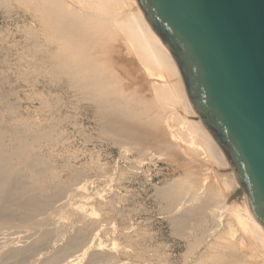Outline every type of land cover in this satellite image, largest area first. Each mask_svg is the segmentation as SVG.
Listing matches in <instances>:
<instances>
[{
  "label": "bare ground",
  "instance_id": "bare-ground-1",
  "mask_svg": "<svg viewBox=\"0 0 264 264\" xmlns=\"http://www.w3.org/2000/svg\"><path fill=\"white\" fill-rule=\"evenodd\" d=\"M0 8L23 10L36 23L25 25V71L0 54V264H172L150 231L124 222L116 203L94 188L104 166L98 175L95 165L81 170L53 162L85 112L97 140L118 147L128 161L123 174L161 157L183 168L179 178L154 187L159 208L185 242L180 264H264V228L137 0H0ZM120 49L142 75L115 57ZM10 72L30 86L27 98L40 102L42 118L24 117L13 101L17 92L5 89ZM42 80L47 91L37 86Z\"/></svg>",
  "mask_w": 264,
  "mask_h": 264
},
{
  "label": "water",
  "instance_id": "water-1",
  "mask_svg": "<svg viewBox=\"0 0 264 264\" xmlns=\"http://www.w3.org/2000/svg\"><path fill=\"white\" fill-rule=\"evenodd\" d=\"M264 228V0H137Z\"/></svg>",
  "mask_w": 264,
  "mask_h": 264
},
{
  "label": "rangeland",
  "instance_id": "rangeland-1",
  "mask_svg": "<svg viewBox=\"0 0 264 264\" xmlns=\"http://www.w3.org/2000/svg\"><path fill=\"white\" fill-rule=\"evenodd\" d=\"M15 9H18V8H15ZM15 9H14V11L11 14H7L4 9L0 8V48H1L0 49V54L2 55L1 59L2 60H5L6 59L7 62L9 63V65L11 67L13 66L12 68L17 69V67H19L22 71H25L26 68H27V63H28L29 59L24 54V49L27 48L28 43L30 44L28 38L26 37V29H27L26 26L27 27H29L31 25L36 26V23L33 22V19H31L32 17H31L30 14L24 12L23 10H20V9L15 10ZM17 14H19V15H17ZM10 18H11V20H10ZM1 40H2V43H1ZM14 43H15V45H13ZM23 46H24V48H23ZM12 48H13V51H12ZM23 56H25V57H23ZM118 56L121 59H125L127 61L129 60V62H130V69L132 70V72L133 71L135 72V73H133L135 76L142 75V71H141L140 67L136 64V62L134 60H132V57H130V55H128L125 50L124 51H121V49H120L119 52L117 51L115 57H118ZM6 65L7 64H4L3 67H7L8 66V65L7 66ZM10 75H11L10 77H11V80H12V81H10L11 85H6L5 86V89L6 90L14 89L17 92V96L15 95L13 97L14 99L13 98L12 99H13V101L14 100L17 101L18 103L20 102L19 103V104H21L20 107L21 108L23 107L21 109V111H23V110L25 111L26 110L25 112L23 111L24 117H30V115L34 113L33 115H31V118H33V117H34V119H38L40 117L42 118V114L39 111L36 110V109L39 108V103L40 102L38 100L35 101L36 99L35 100L28 99L29 98V96H28L29 94L28 93H30V90H31L30 86L28 84H26L25 82H23V81H19V83H20L19 84L18 83V80H16V77H15V73L14 72H10ZM14 81H15V83H14ZM42 82H43L42 84H41V82H39L37 84V86L39 88H41V89H39V88L38 89L41 90V91H45V90L47 91L50 86L47 87V84L43 80H42ZM14 84H15L16 87L14 86ZM40 85H42V86H40ZM43 85H45L47 88H44L45 86H43ZM18 93H20V96L18 95ZM62 93L63 92L59 91V94L60 95H63L64 94V93L63 94ZM22 98H24V99H22ZM23 100H26L27 102L26 101H23ZM33 102L36 104V106H34L35 104ZM28 103H30L31 105L28 104ZM26 104L28 106H24ZM33 110H34V112H33ZM25 113H26V115H25ZM21 114H22V112H21ZM84 115H86V116L88 115L89 117L87 116V118H85ZM82 116L79 117V120H78V122H79L78 123V128L77 129L71 128L69 130L70 131V140L71 141L69 140L70 142L68 144H67V142L66 143H63V144H60L61 145V146H59L60 147V149H59L60 155L59 156L58 155L57 156L55 155V157L53 159V162L56 164V161H58L56 165H60V166H68L67 164H71V166L73 168H76L77 167V169H81V170H84L85 168L92 167L93 165H95V166H93V169H94V171L96 170V172H97L98 175L100 173V167L101 166L102 167L104 166L105 172L103 173V178H99L98 179V182H96L94 188L96 190L102 191V195H105L104 196L105 198L108 197L107 199H111L114 203H116V206H118V209L121 210V212L123 213L122 214V220L124 219L123 220L124 222H128L129 221L130 224L133 222L132 225H133L134 228L139 227V228H143V229H146V230L150 231L149 233L152 236V240L154 242V243L153 242L152 243L154 245H156V247H159L162 244L161 249L164 248L163 251L165 250L164 251L165 253H167L169 255V253L171 252L170 253L171 255H169V257H170L171 260L173 258L172 264L173 263L174 264H180V261L182 260V256H180V255L181 254H184L185 249H186L185 242L181 238L177 237L174 234L173 228H172V226H171L168 218L161 211V209H160L161 208L160 207V203H159V201H158V199L156 197V188H154V187L156 185L159 187L161 184L162 185L160 187H162L166 183H169V182H172L173 180H175L176 177L179 178V176L182 174L181 172H183V168L182 167H179L178 165L174 164L171 161H168L166 158L161 157V158H155L153 160L154 162L152 161V163L153 164H156V165H153L151 163V161L149 160V161H147L148 163L145 162V163H142L139 166V169L140 170L139 169H136L135 170L136 172H134V173H131V172L128 173L127 172V173H124L125 174L124 175L121 170L123 169V171H124V170L127 169L128 161H126V159L121 155L120 150H118L119 148L116 147L115 145H114L115 146L114 147L112 144H109V143H106V142H102L99 139L97 140V136L96 137L94 136V135H96V132H95L94 128H92V127H94V120L93 119L91 120L92 117L90 116L89 113H87V114H86V112L85 113H82ZM83 118H84V120H82ZM65 129L67 130V132H69L67 127ZM83 129H85V130H83ZM87 135H89V136L86 137ZM99 142L100 143H103V144L100 145ZM87 143H89V144H87ZM65 144H67V145L65 146ZM69 144H70V147H69ZM72 154L75 155L74 158L72 157L73 156ZM70 157H72V158H70ZM55 159H57V160H55ZM97 160H98V162H97ZM102 161H103V163H102ZM107 167H108V170H107ZM215 167L218 168V166H216V165H215ZM147 168H149V169H147ZM144 169H147V170H144ZM107 171H108V173H107ZM143 172H146L147 174H145ZM118 174H119V176H118ZM130 174H132V175H130ZM104 175L105 176L107 175L108 177H105ZM146 175H148V176H146ZM143 176H145V177H143ZM131 177H132V179H131ZM141 177H143V178H141ZM137 178H138V180H137ZM145 178H146V180H145ZM143 179L145 180V182H144ZM105 180H107V182H104ZM111 180H113V182ZM139 180H141L142 182L139 181ZM212 180L215 181V179H212ZM165 181H166V183H165ZM110 185L112 187L109 188ZM143 185H145V186L143 187ZM152 185H154V186L152 187ZM105 190H106V192L103 193ZM132 195L133 196L135 195V197H132ZM118 201L120 203H118ZM134 202H135V204H134ZM122 209H123L124 212L122 211ZM129 210H130V212H129ZM161 212H162V214H161ZM132 213H134V214H132ZM142 216H144V217H142ZM146 217H147V219H146ZM140 218H141V220H140ZM150 220L152 222H150ZM142 221L145 222L144 223V226L145 227L143 226V222ZM152 231H153V233H152ZM155 237H156V239H155ZM159 239H160V241H159ZM156 241H159V243H157ZM168 244L170 245V247L167 246ZM178 244H180V245H178ZM179 246H181V247H179ZM166 248H167V250H166ZM170 248H172V249H170Z\"/></svg>",
  "mask_w": 264,
  "mask_h": 264
}]
</instances>
